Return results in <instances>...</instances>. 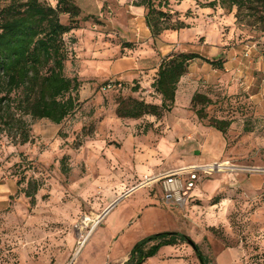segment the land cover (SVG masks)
<instances>
[{
    "label": "rangeland",
    "instance_id": "374dc122",
    "mask_svg": "<svg viewBox=\"0 0 264 264\" xmlns=\"http://www.w3.org/2000/svg\"><path fill=\"white\" fill-rule=\"evenodd\" d=\"M74 1L86 19L73 35L95 39L83 45L87 54L81 68L87 78L97 77L93 93L102 95V102L85 100L61 124L30 120L33 140L27 143L0 133V264H123L140 239L162 231L185 233L213 264H264L263 23L247 10L238 19L234 7L231 30L194 16L191 0H170L169 9L183 11L187 26L181 44L166 48L225 59L224 68L194 60L199 63L193 64L198 83L194 90L181 89L161 124L162 118L149 122L144 117L143 122L130 119L122 124L114 106L102 122L105 103L121 96L144 97L131 90L137 84L134 80L124 89L103 90L107 81H122L110 75V65L123 71L135 62L149 67L156 60L141 56L140 43L122 36L138 35L140 23L130 9L136 0ZM48 2L57 4V0ZM62 20L67 22L68 15ZM72 39L76 40L67 36L71 48ZM217 45L234 49L231 66L225 52H216ZM73 56L70 74L78 69ZM196 92L212 99L203 118L189 100ZM213 118L230 121L225 133L209 125ZM133 127L139 134L134 139L129 134ZM221 142L226 144L222 149ZM145 156L159 173L215 161L250 169H187L180 177L182 201H167L160 183L141 185L143 178L132 185L144 174L141 157ZM131 186L138 187L125 196ZM118 189L123 195L114 200ZM143 264L201 262L189 242H179L162 247Z\"/></svg>",
    "mask_w": 264,
    "mask_h": 264
},
{
    "label": "trees",
    "instance_id": "16d2710c",
    "mask_svg": "<svg viewBox=\"0 0 264 264\" xmlns=\"http://www.w3.org/2000/svg\"><path fill=\"white\" fill-rule=\"evenodd\" d=\"M169 2H134L146 9V24L154 38L166 30L187 26L177 11L173 13L169 9ZM220 3L228 10L237 8L238 19L245 10L252 12L255 20L264 26V0H220ZM209 4L214 5V2ZM81 12L74 0H57L55 6L48 0H0V133H6L15 142L23 144L33 140L31 121L48 119L61 124L81 107L83 81L77 74L67 71L68 64L74 61V51L65 38L66 34L81 27L82 18L86 19L81 17ZM65 14L68 15L67 22L62 20ZM127 44L131 46V43ZM196 59L210 63L215 69H223L225 64L222 58L174 50L161 58L152 84L161 96V103L147 102L133 95L121 96L116 101L117 116L124 119H139L146 115L162 118L165 112L172 111L179 82ZM119 82L123 87L115 88L124 89L126 83L116 81ZM138 86L134 85L131 90L137 91ZM191 103L197 116L203 118L205 107L212 99L196 92ZM197 105L201 107L196 109ZM209 125L225 133L230 121L213 118ZM179 242H189L201 264H213L198 244L179 231L157 232L140 239L123 264H143L162 247Z\"/></svg>",
    "mask_w": 264,
    "mask_h": 264
},
{
    "label": "crops",
    "instance_id": "0c3cea01",
    "mask_svg": "<svg viewBox=\"0 0 264 264\" xmlns=\"http://www.w3.org/2000/svg\"><path fill=\"white\" fill-rule=\"evenodd\" d=\"M191 1H192V3L191 2L189 3V6H190L189 9L193 11L192 14L194 16H202L204 18L205 22H206V19H208L214 24L215 23H218V24L222 23V26L226 25V27H230V29L233 30V26H231V24L235 26V14H234L235 8H232L231 10H228L226 12L225 8L222 7V5L220 3V0H191ZM210 2H214V5H210L209 4ZM130 9H131V12L133 14H135L134 19H136L138 21V23H140L139 28H138L139 30H138V32L136 31L137 32L136 34H138V35H122V36L127 38L125 41H127V40L132 41L133 40L134 42H137L138 44L140 43V50L139 51L142 52L141 56H147L150 58H154V60H156V62H154V64H152L151 66L146 67L140 61H138V62H135L129 69H126L123 71L116 69L115 66L113 64H111L113 66L110 65V67H111L110 68V75H114L116 78L122 79V81L125 82L126 84H128L129 82H131L133 80L136 81V83L139 84L140 86H138L139 87L138 90L133 92V93H140V91H141V93L144 95V97H139V98L144 99L147 102H153V103L160 104L162 101L161 96L154 91V88L152 86V84L155 80L156 74H157L159 63H160L161 58L163 56H165L171 52V49H167L166 47L169 46L172 48L176 44H179V45L181 44L179 39H180V36L182 35V32H184V29L186 27L181 28L179 30H166L159 37L154 38L152 36L150 28L146 24V20H145L146 9L143 6H138L135 4L131 5ZM176 11L179 13V18L181 20H183L184 12L181 10H176ZM132 22H134V21H132ZM80 30H81V27L76 28V29L72 30L71 32H69L68 34H66V36H65L66 39H67V36H72V37H74V39H76V40L72 39L74 41L72 48H73V50H75L74 55L76 56V59L79 63H78V69H76V71L74 73H71V74H77L79 76V78L83 81L82 87L80 90V100L82 102L87 100L88 103H91V102L101 103L103 96L98 95L96 93L95 94L93 93V92H96V85L94 84V82H95V80H97V77H88L87 78L85 76L84 69L81 68L82 62L84 61L82 59V57H83V55L87 54L85 49H83V45H84V43L91 45V41H95V39L92 37V35L91 36L73 35ZM140 33L142 35H139ZM195 35H197V34H195ZM159 42L162 43L161 47L158 46L157 48H155V47L151 46V44L157 45V44H159ZM142 46H146V48L142 49L141 48ZM158 50L162 51V53L157 52ZM216 52H218V53L225 52L227 54V57H228V61L226 62V64H228L229 66L232 65L231 56L234 53V49L224 50L222 47L217 45ZM92 53H93V50L91 52H89L88 54L90 55ZM143 54H146V55H143ZM159 54H161V58H159V56H158V58H155ZM199 54L204 56V54L201 52ZM195 63L196 62L191 63L189 72L186 75H184L179 82V86H178V90H177V94H176V102H178L179 94H180L182 88L185 87L187 90H191V89L194 90V85L198 83V78H197L198 73L196 72L195 69H193V64H195ZM196 64L199 66V63H196ZM67 70H68V66H67ZM191 74H193V75H191ZM201 77L202 76L200 75V78ZM183 81L186 82L184 85L182 84ZM89 92L93 93L92 97H90L89 99L87 97H85L86 99L83 98L84 94H87ZM151 93L154 94L155 96H152ZM192 95H193V93L189 97L190 102H191ZM176 102H175V104H176ZM105 104L106 105H104V108H107L106 109L107 112L105 113L106 116L104 117V120L102 122H105L108 119L109 111L111 108H113V106L115 107V113H116V102H110L109 104H107V103H105ZM115 117L117 118V120L118 119L121 120V122L130 120V119L120 118L117 116V114H115ZM144 118H146V120H149V122H153V120H158V118L154 115H146V116H144ZM165 118H166V116H163L162 120H160L159 123L160 124L163 123V119H165ZM43 120H46V119H43ZM138 120H140L138 122L145 121V119H143V118H139ZM122 124H123V122H122ZM122 124H121V127H123ZM122 131H125V130H122ZM135 131H136V129L134 127L130 128L129 134H130V136H132V134H133V136H132L133 139L135 138V136L139 135V134H135ZM120 133H117V134H119L120 136L124 134V132L123 133L120 132ZM220 145H221V149H222V145H226V144L221 142ZM106 146H107V144H105L101 149H99V152L104 151V148ZM147 156L141 157L142 158L141 161H145V162H143V165H142L144 168V170H143L144 174L141 177L139 176V178L136 179L134 181V184H132V185H136L137 183H139L140 180L143 179L146 175H153V174L159 173V172L154 171V170H156L155 165H153V166L148 165L149 159L147 158ZM145 163H147V164H145ZM160 172H163V171H160ZM131 187L126 188V191H124L125 196L127 194L131 193L133 190H135L138 186H136V187L131 186ZM122 190L118 189L119 194H118V196H116L114 198V200L118 199L120 197V195H123Z\"/></svg>",
    "mask_w": 264,
    "mask_h": 264
},
{
    "label": "built area",
    "instance_id": "2783aa9c",
    "mask_svg": "<svg viewBox=\"0 0 264 264\" xmlns=\"http://www.w3.org/2000/svg\"><path fill=\"white\" fill-rule=\"evenodd\" d=\"M116 81L121 80H111L108 84L103 86L104 90H109L115 87H123L122 83H116ZM226 162V163H225ZM227 167L233 171L238 169H250V168H243L233 164H230L229 161L218 162L215 161L214 163L204 164L200 166H190V167H182V168H175L171 170H167L164 172H160L154 175H146L144 180L142 181L141 185L144 183H160L162 185L164 191V197L167 201L175 199L176 201H182V192L184 191V184L181 181V176L183 172L187 169H203L206 171H215L216 169L221 170L222 168ZM256 169V168H254ZM249 171V170H248Z\"/></svg>",
    "mask_w": 264,
    "mask_h": 264
},
{
    "label": "bare ground",
    "instance_id": "6f19581e",
    "mask_svg": "<svg viewBox=\"0 0 264 264\" xmlns=\"http://www.w3.org/2000/svg\"><path fill=\"white\" fill-rule=\"evenodd\" d=\"M84 220H88V219L85 218ZM84 223H85V221H84Z\"/></svg>",
    "mask_w": 264,
    "mask_h": 264
},
{
    "label": "water",
    "instance_id": "95a60500",
    "mask_svg": "<svg viewBox=\"0 0 264 264\" xmlns=\"http://www.w3.org/2000/svg\"><path fill=\"white\" fill-rule=\"evenodd\" d=\"M108 211H109V209L107 210V212H108ZM107 212H106V213H107Z\"/></svg>",
    "mask_w": 264,
    "mask_h": 264
}]
</instances>
